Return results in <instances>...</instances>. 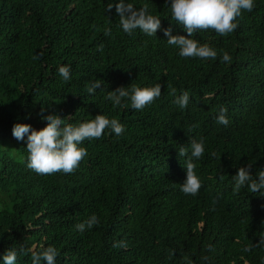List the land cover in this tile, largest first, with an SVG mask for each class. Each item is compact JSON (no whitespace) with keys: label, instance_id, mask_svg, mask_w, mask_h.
I'll use <instances>...</instances> for the list:
<instances>
[{"label":"trees","instance_id":"trees-1","mask_svg":"<svg viewBox=\"0 0 264 264\" xmlns=\"http://www.w3.org/2000/svg\"><path fill=\"white\" fill-rule=\"evenodd\" d=\"M132 2L147 4L161 29L187 35L165 0ZM106 3L0 0V254L23 245L17 264H31L27 250L51 244L56 264H264V196L234 190L231 179L244 165L253 176L264 169V0L242 12L232 33H194L217 50L215 60L179 56L161 29L125 34ZM64 63L68 81L57 72ZM94 79L102 88L89 95L85 85ZM158 82L161 96L142 110L104 98L119 86ZM173 88L189 93L185 109L172 102ZM220 107L227 126L216 122ZM101 112L125 131L83 141L88 155L72 173L26 167L14 123L38 130L47 123L41 113L75 124ZM200 137L201 188L192 196L180 191L186 170L177 152ZM93 213L99 224L77 231Z\"/></svg>","mask_w":264,"mask_h":264},{"label":"clouds","instance_id":"clouds-1","mask_svg":"<svg viewBox=\"0 0 264 264\" xmlns=\"http://www.w3.org/2000/svg\"><path fill=\"white\" fill-rule=\"evenodd\" d=\"M255 0H165L171 13V21L183 27L187 35H173L171 26L161 29V18L151 14L147 4L137 6L132 0H107L105 11L115 8L119 17V28L127 35H132L137 29L145 35L155 36L158 29L163 31L167 37V44L178 49L181 57L199 58L201 60L217 58V50L208 43H201L194 38V33L200 30L211 29L217 34L224 36L232 33L237 27V18L243 11L251 12ZM111 28L104 29V35L109 36ZM102 47V46H101ZM42 53H37L33 59H39ZM221 60L231 62L228 52H223ZM57 72L64 81L71 79V65L61 64ZM101 79L90 80L85 85L89 95L95 94L97 89L102 88ZM173 103L180 109H185L190 100L187 91H181L176 95V89H172ZM161 96V84L138 86L130 83L127 86H119L115 90L107 91L105 100L110 101L113 106H120L123 102L130 103L134 110H142ZM41 119L46 125L40 129L33 128L28 123L16 122L13 124L11 133L17 140L26 143L27 157L26 167L38 175H49L53 173L70 174L78 168L81 160L88 155L83 141L98 139L109 133L116 136L125 131V126L116 118H110L102 112L92 119L83 120L75 124L66 123L59 114L41 113ZM218 124L227 126L229 119L227 108L220 107L216 115ZM205 140L203 137L193 139L187 147L181 145L177 152L183 158V166L186 176L180 184V191L187 195H197L201 188V180L195 171V161L199 160L205 152ZM215 155V153H211ZM251 165L237 168L232 175V186L234 190L247 189L250 193H261L264 196V169L259 170L255 176L249 171ZM96 214H91L87 219L74 225L75 229L83 233L86 229L91 230L99 224ZM264 243V241H261ZM115 246H124L123 242L114 243ZM245 251H248L245 248ZM31 253V264H56L58 250L49 244L41 245L38 249L29 248ZM25 255L23 245L19 248L9 247L0 254V264H17V257ZM206 259V258H205Z\"/></svg>","mask_w":264,"mask_h":264}]
</instances>
